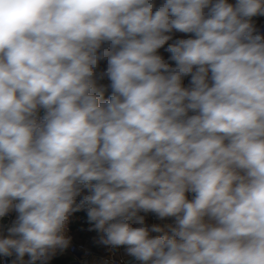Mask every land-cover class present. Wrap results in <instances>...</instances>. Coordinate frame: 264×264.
Here are the masks:
<instances>
[{
    "label": "clouds",
    "instance_id": "obj_1",
    "mask_svg": "<svg viewBox=\"0 0 264 264\" xmlns=\"http://www.w3.org/2000/svg\"><path fill=\"white\" fill-rule=\"evenodd\" d=\"M257 15L264 0H0V218L18 214L0 255L47 264L85 208L143 264H264ZM173 30L195 35L169 45L175 68L157 54Z\"/></svg>",
    "mask_w": 264,
    "mask_h": 264
},
{
    "label": "crops",
    "instance_id": "obj_2",
    "mask_svg": "<svg viewBox=\"0 0 264 264\" xmlns=\"http://www.w3.org/2000/svg\"><path fill=\"white\" fill-rule=\"evenodd\" d=\"M215 0H213V3ZM229 3L233 4L235 6L237 0H228ZM155 11V9H154ZM206 12V11H205ZM207 14V12H206ZM258 16V15H257ZM259 17V16H258ZM165 35H168L171 37V39L168 40V42L171 44H174L178 39H188V33H181L176 30H173L171 33H164ZM106 71L105 66H101L96 69L97 72V78H96V88L99 93H103L105 96L108 95V88L106 83L99 78V73H102ZM108 79V78H107ZM109 80V79H108ZM44 115V110H39V117L42 118ZM95 183V182H93ZM82 193L88 195L90 194V190L87 188L82 189ZM18 201H14L16 203ZM141 216L144 218V226L148 227L149 229L153 226H159L162 231L160 232H150V237H157L162 235H172L171 228L176 226V221L174 217H167L164 219L158 218V216L155 218V220H151L148 217V213H145L143 211H140ZM12 219L10 222H8L2 229H0V236L7 237L9 235L8 229L13 226L14 221L17 218V212L13 209L11 211ZM76 212L72 213L71 216H75ZM133 227H139L141 225L133 222ZM65 236L69 239V243L66 247L63 248H56L54 254L51 256V258L47 261V264H58L61 260L65 259L67 264H104L106 263L104 259H118V260H124L132 257L127 252V246H119V247H110L106 246L102 243V240L105 237V234L101 231H99L95 235H89L86 231L81 229L80 227L73 226L70 228V230L65 231ZM88 238L89 240V246L96 251V255H93L89 257L88 259H85L83 261H78L76 258L77 256L71 252V247L80 243L85 242ZM30 259L28 254H25L24 257V264H27V261ZM16 260V256L13 257L12 262ZM139 264H143V262L138 261ZM19 264V262H17ZM36 264H40V261H37ZM110 264V263H109Z\"/></svg>",
    "mask_w": 264,
    "mask_h": 264
},
{
    "label": "built area",
    "instance_id": "obj_3",
    "mask_svg": "<svg viewBox=\"0 0 264 264\" xmlns=\"http://www.w3.org/2000/svg\"><path fill=\"white\" fill-rule=\"evenodd\" d=\"M256 32L264 35V17H252L251 21H250ZM105 69H107V64L105 65ZM103 80L108 88V95L111 96L112 95V89H111V81L107 79V77L105 76ZM191 81V76H185L182 78V86L184 87H190ZM209 83H211V81H209ZM195 113H193L192 111H189V115H193ZM83 195H86L84 193H81V196L77 197L76 202L79 203L80 199L82 198ZM194 193H186V196L189 200L194 198ZM148 217L151 220H155V218L157 217V215H155L152 212L148 213ZM12 219V214L11 212L6 215L3 218H0V229H2L8 222H10ZM76 226V227H80L81 229H83L84 231H86L89 235H95L99 232V230H96L94 228L93 223L89 222L88 216H87V211L85 208H82L79 211H76V215L75 216H70L69 218V222L67 224L66 230H70L71 227ZM89 240L90 238H88L85 242L74 245L71 247V252L73 254H75L77 256V260L78 261H83L85 259H88L89 257L96 255V251H94L90 246H89ZM15 256V254H13L12 256H2L0 255V264H12V259ZM106 263L104 264H139L138 261L134 258V257H130L128 259H124V260H118V259H104Z\"/></svg>",
    "mask_w": 264,
    "mask_h": 264
},
{
    "label": "trees",
    "instance_id": "obj_4",
    "mask_svg": "<svg viewBox=\"0 0 264 264\" xmlns=\"http://www.w3.org/2000/svg\"><path fill=\"white\" fill-rule=\"evenodd\" d=\"M164 2H165V0H155L156 7L158 8V7H159L162 3H164ZM205 11L207 12V9H206ZM258 16H259V17H264V15H258ZM188 38H195V35H194L193 33H188ZM169 45H170V43L167 41V42L165 43V45H163L160 49L157 50V54L160 55V56H162L163 59H164V61H165L166 63H168V64L170 65V67L175 68V67H176V63H175V61H172V60L170 59V57H171L172 54H171L170 52L167 51ZM103 46H107V45H106V44H102V47H103ZM106 64H107V61H106V60H102V61L99 62V66H98V68L101 67V66H105ZM165 74H166V73H165ZM109 98H110L109 95L105 96V95L102 93V100H107V99H109ZM188 114H189V113H188ZM138 215L141 216V213H138ZM66 262H67V261H66L65 259H63V260H61L58 264H67Z\"/></svg>",
    "mask_w": 264,
    "mask_h": 264
}]
</instances>
